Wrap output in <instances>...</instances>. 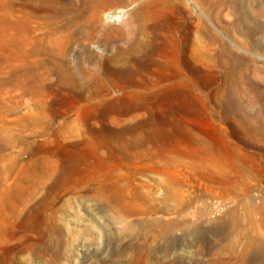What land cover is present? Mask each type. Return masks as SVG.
Wrapping results in <instances>:
<instances>
[{
	"label": "rangeland",
	"instance_id": "374dc122",
	"mask_svg": "<svg viewBox=\"0 0 264 264\" xmlns=\"http://www.w3.org/2000/svg\"><path fill=\"white\" fill-rule=\"evenodd\" d=\"M0 264H264V0H0Z\"/></svg>",
	"mask_w": 264,
	"mask_h": 264
}]
</instances>
